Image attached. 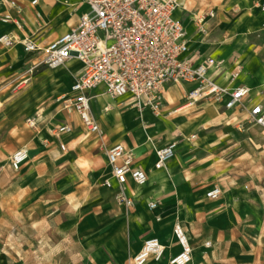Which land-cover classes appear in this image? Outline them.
Returning a JSON list of instances; mask_svg holds the SVG:
<instances>
[{
    "label": "crops",
    "instance_id": "1",
    "mask_svg": "<svg viewBox=\"0 0 264 264\" xmlns=\"http://www.w3.org/2000/svg\"><path fill=\"white\" fill-rule=\"evenodd\" d=\"M9 1H15L17 8L11 7ZM33 1L0 0V35L10 33L20 39L32 38L40 48V51L27 53L21 44L10 49L0 45V81L3 76L16 73L25 62L31 67L39 66L45 56L44 49L75 27L89 10L84 0H38L35 6ZM179 1L175 17L187 32L189 50L185 58L193 64L209 57L225 60L221 71L215 75L216 82L223 87H228L229 74L238 65L240 77L230 88H250L243 106L227 110L224 104L228 96L220 102L207 100L189 105L185 99L189 86L171 84L165 87L163 109L156 115L151 110H137L131 96L115 98L99 86L88 96L91 114L103 131L100 140L85 142L77 128L72 133L56 135L60 126L79 124L74 111L67 110L70 116H66V121L56 119L65 109H59L54 115L57 108L54 96L62 94L63 87L72 82L70 93L73 78L82 69V64L75 59L20 83L18 87L27 84L25 96L9 102L7 114L11 119L30 114L36 126L27 124L34 130L24 138L23 144L11 148L10 157L20 148L28 149L30 160L23 169L15 172L10 164L0 167V205L4 210L25 205L22 211L25 219L40 221L45 205L57 201L58 197L49 195L52 189L59 191L66 187L67 172L59 162L74 147L78 148V156L83 151L89 157L86 175L92 173L111 196L101 198L100 204L104 206L111 199L118 200L120 193L104 150L123 144L133 153L134 166L147 174L148 180L143 186H137L131 179L126 183V194L134 200V209L125 227L120 229L119 224L114 226L113 223L101 227L100 221L111 219L108 212L92 226L95 233H106V236L100 245L83 247L90 254L88 264H127L151 238L157 239L166 249L160 261L150 260L146 264H170V259L182 251L174 235L177 223L187 233L192 248V260L188 264H264V133L251 125L252 132L237 133L227 131L225 124H205L223 119V116H242L248 121L251 104H264V21L260 24L247 18L252 11L264 18L260 8L264 0H232L233 5H226L228 9L222 12L225 15L232 12L238 17L226 26L236 36L217 44L204 41L201 32V28L206 30L208 24L216 23L217 5L207 3L204 14L184 19V13H191L189 7L196 5L197 0ZM211 10L215 13L213 18L208 15ZM6 14L21 20L22 28L3 23ZM259 31L260 37L248 35ZM72 62L78 64L74 72L70 70ZM7 64L10 66L6 67ZM66 72L71 76L67 77ZM1 95L0 88V98ZM187 109L204 114L193 118L188 116ZM40 121L44 122L41 126L38 125ZM237 125L242 130L245 124ZM209 129L215 131L206 132ZM198 130L201 131L197 133ZM192 136L196 137L191 139ZM173 142H177L175 157L157 170L156 150ZM215 143L216 151L211 148ZM230 154L233 155L227 157ZM106 181L111 186H106ZM36 184L44 195H36ZM215 187L221 189V196L208 198L207 193ZM152 201L158 204L154 210L148 206ZM40 205L44 207H37ZM120 205L131 209L122 202Z\"/></svg>",
    "mask_w": 264,
    "mask_h": 264
},
{
    "label": "built area",
    "instance_id": "2",
    "mask_svg": "<svg viewBox=\"0 0 264 264\" xmlns=\"http://www.w3.org/2000/svg\"><path fill=\"white\" fill-rule=\"evenodd\" d=\"M84 1L88 5V12L81 16L75 27L44 49L45 56L39 66L56 69L72 59L82 64L71 92L64 96V108L76 112L90 133L103 136L102 129L91 114V98L88 96L91 90L99 86H103L106 93L115 98L131 96L137 110H151L156 115H159L163 106L165 87L171 84L189 86L185 97L189 105L207 100L220 102L228 96L224 107L231 110L243 106L248 100L250 88H230L240 77L238 65L229 74L228 87H223L216 82L215 75L221 71L225 60L209 57L199 64H193L185 58L189 50L187 32L182 22L175 17L180 6L179 0ZM37 3L38 0H34L32 5ZM9 4L17 8L15 1H9ZM260 8L264 12V4ZM208 15L213 18L215 13L211 10ZM2 21L22 28V21L10 14H6ZM17 44H21L27 53L40 51L32 38L20 39L10 33L0 35V45L5 48L10 49ZM248 122L264 133L263 103L251 104ZM27 123L31 127L36 126L35 118H29ZM71 130L68 125L60 126L56 135L68 134ZM61 148L65 150L63 145ZM176 151L177 142L156 150L155 168L163 169L175 157ZM106 157L112 177L120 187L118 200L128 208L133 207L134 200L126 194V183L131 179L137 186H143L148 180L147 174L134 166L133 153L123 144L108 148ZM28 158L29 151L23 147L13 153L10 164L18 170ZM105 184L111 186L109 181ZM220 196L219 187L207 193L211 199ZM148 206L154 210L158 204L152 201ZM174 235L182 251L169 263L188 264L192 260V248L187 233L179 223L174 226ZM165 249L157 239H148L130 264L160 261Z\"/></svg>",
    "mask_w": 264,
    "mask_h": 264
},
{
    "label": "rangeland",
    "instance_id": "3",
    "mask_svg": "<svg viewBox=\"0 0 264 264\" xmlns=\"http://www.w3.org/2000/svg\"><path fill=\"white\" fill-rule=\"evenodd\" d=\"M232 0H197L196 5H192L189 8L192 9L191 13H184V19L189 17L195 18V15L201 16L204 14L207 3L217 5L218 12L216 15V23L208 24L206 30L202 31V38L207 42L212 43H224L229 38H234L236 34L233 30L226 28L228 23H233L238 19L231 12L230 15H225L222 10L228 9V4L233 5ZM235 1V0H234ZM252 21H256L261 24L264 18L256 11L250 12L247 17ZM264 28V25L262 26ZM204 32V33H203ZM262 33L248 34L249 36L260 37ZM207 39V40H206ZM24 61V57H21ZM10 66L7 64L6 67ZM77 63L72 62L70 70L74 72ZM34 68V69H33ZM47 67L38 66L31 67L26 62L21 65L17 72L10 74L9 76H3L0 81V88L2 95L0 98V167H4L10 164V152L11 148L18 146L20 143H24V138L28 136L32 130L27 124L30 114H23L21 117L11 119L7 114L10 108V101L20 96H25L27 91V84L24 83L18 87L20 83L30 79L41 72L46 71ZM65 75L71 76L70 73L66 72ZM77 77V76H76ZM74 76L73 79H76ZM28 82V81H27ZM72 82L67 83L62 89V94L59 96L56 94L54 100L57 103V108L54 111V115L59 109L64 108L65 95H68L69 86ZM185 104V102H183ZM42 105V103H41ZM163 109V108H162ZM190 117H196L204 114L201 111L196 113L185 110ZM56 119L64 120L68 119L67 110H63ZM180 114V113H179ZM222 114V113H221ZM44 115V113H42ZM73 115L77 117L79 124H73L71 132L77 128L85 142H90L92 139L100 140L97 134L90 133L86 127L82 124L78 117V114L73 112ZM229 117L230 114H228ZM45 116V115H44ZM70 116V115H69ZM223 116V114H222ZM173 117V116H172ZM171 117V118H172ZM236 117V116H234ZM227 118L223 116V119H218L205 124H225L227 131H234L237 133L252 132L249 130L250 124L246 119L241 117L238 118ZM64 118V119H63ZM204 122V121H203ZM43 121H40L38 125H43ZM200 123L201 120H200ZM237 124H245L241 129L238 128ZM223 126V125H222ZM201 130H198L200 132ZM215 130L209 129L206 132L212 133ZM177 141H180L177 138ZM216 151V143L211 147ZM78 148L69 149L66 153V157L59 163L65 168L67 172L66 187H62L59 191L55 190L50 192L49 195L58 197L55 203L45 205L44 215L40 221L34 220L31 222L25 219L24 208L25 205H15L14 209L10 208L9 211L3 209V205H0V264H88L90 254L85 251L83 247H90L100 245L104 242L106 233L98 234L92 230V226L97 223L96 220L100 216H104L109 213L111 219L108 222L100 221V226L105 227L107 223H113L114 226L119 224L122 227L127 225V219L129 214L133 211L131 209H125L120 205V202L116 199L108 201L106 206L100 204L101 198L111 197L107 194L106 190L99 185L95 176L91 173L86 175V169L90 166L89 157L85 156L84 152L78 156ZM106 153V150H104ZM228 152V151H227ZM233 154L228 155L232 156ZM30 159H27L21 167L15 172H19L23 169L25 163ZM69 173H73L69 176ZM81 175V176H80ZM80 177V178H79ZM35 185L36 195H44L43 190L37 189ZM34 191V193H35ZM2 189L0 188V195ZM4 192V191H3ZM55 192V193H52ZM59 202V204H57ZM37 207H44L40 205ZM22 209V210H21ZM126 220V221H125ZM126 231V230H125ZM127 238V237H125ZM116 262V260L114 259ZM130 259L127 264H130Z\"/></svg>",
    "mask_w": 264,
    "mask_h": 264
}]
</instances>
